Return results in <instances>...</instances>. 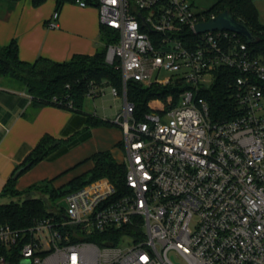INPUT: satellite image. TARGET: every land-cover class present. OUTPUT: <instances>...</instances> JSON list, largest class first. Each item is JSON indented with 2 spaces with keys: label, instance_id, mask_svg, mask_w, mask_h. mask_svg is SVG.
Instances as JSON below:
<instances>
[{
  "label": "built area",
  "instance_id": "obj_1",
  "mask_svg": "<svg viewBox=\"0 0 264 264\" xmlns=\"http://www.w3.org/2000/svg\"><path fill=\"white\" fill-rule=\"evenodd\" d=\"M97 9L118 38L106 62L122 74L123 93L109 88L124 99L114 124L124 133L125 189L98 179L30 227L0 225V264L13 252L31 264H264V57L236 32L199 33L219 14L191 0H99ZM225 70L236 75L235 111L214 120L202 94ZM131 81L175 86L178 99L137 120ZM104 94L94 87L88 97Z\"/></svg>",
  "mask_w": 264,
  "mask_h": 264
},
{
  "label": "trees",
  "instance_id": "obj_2",
  "mask_svg": "<svg viewBox=\"0 0 264 264\" xmlns=\"http://www.w3.org/2000/svg\"><path fill=\"white\" fill-rule=\"evenodd\" d=\"M19 1L21 0H0L9 5H15ZM46 1L32 0L34 7H39ZM55 1L59 10L66 4H76L80 0ZM82 1L96 7L99 2V0ZM256 1L258 0H219L210 12L220 14L226 10L230 11L235 19L244 23L253 35L260 39L259 43L248 44V46L259 56L264 57V25L259 23ZM101 38L103 47L94 56L76 55L72 60L63 63L43 57H39L34 63L24 62L19 57V47L14 40L8 46H0V77L25 85L38 109L54 105L82 112L84 101L94 87L99 88L107 84L117 88L120 94L123 93L121 71L106 62L107 47L117 42L118 38L112 31L105 28L101 29ZM223 73L214 86L202 94L210 106L214 120L231 118L235 111L229 82L235 79L236 75L230 70H225ZM178 91L175 86L144 87L140 83L131 81L127 84V100L134 105L135 118L141 120L149 111L147 105L150 100L157 98L166 101L170 96L177 100L176 92ZM69 103H72L73 108H69ZM88 122L93 126H112L110 122L95 120L91 117ZM72 142L73 139L62 140L50 135L44 136L17 169V171L23 169L18 179ZM89 160L93 167L62 187H55L52 180H46L41 185H33L20 191L16 188L18 179L15 180L13 177L9 179L0 192V197L11 199L9 203L0 204V225L8 224L14 229H24L33 225L36 220L50 216L52 207L45 200L35 197L34 193L47 195L51 203L60 206L69 194L102 178L112 182L119 192L124 191L127 169L124 163L116 161L111 151L98 152ZM61 210L63 211L64 208ZM129 231L130 229L123 228L117 232V235L119 237ZM7 262V264H21V258L17 252H13L7 256Z\"/></svg>",
  "mask_w": 264,
  "mask_h": 264
},
{
  "label": "crops",
  "instance_id": "obj_3",
  "mask_svg": "<svg viewBox=\"0 0 264 264\" xmlns=\"http://www.w3.org/2000/svg\"><path fill=\"white\" fill-rule=\"evenodd\" d=\"M55 11L60 14L59 27L50 29ZM101 29L96 6L66 4L57 10L55 0L39 7L32 0L15 5L0 2V46L15 40L20 59L27 63L39 57L63 63L76 55L94 56L103 47ZM89 98L82 112L54 105L38 109L25 85L0 77V192L46 135L73 142L24 173L17 180L18 190L41 180L62 187L88 172L93 167L89 158L98 152L111 151L117 162L124 163L126 147L122 161L116 152L117 147L124 149L121 126L113 125L111 116L84 112ZM90 117L112 126L90 125Z\"/></svg>",
  "mask_w": 264,
  "mask_h": 264
},
{
  "label": "rangeland",
  "instance_id": "obj_4",
  "mask_svg": "<svg viewBox=\"0 0 264 264\" xmlns=\"http://www.w3.org/2000/svg\"><path fill=\"white\" fill-rule=\"evenodd\" d=\"M191 1L193 2L195 9L202 12V11L211 10L219 0H191ZM255 6H256V9L258 12L259 23L264 25V0L256 1ZM105 86H110V85L106 84V85L102 86L101 88H105ZM144 87H146V86H144ZM160 102H162V103H160ZM165 102L166 101H163V100L160 101V99H157V98L150 100L148 102V105H147V108L149 110L147 113H150L151 111L153 112L152 108L158 109L160 107H163ZM123 110H124V99L123 98H115L112 95L109 87L105 88V94L103 96H100L97 98L87 99V101L85 103V108H84V112H88L91 114H97L98 116L103 117V118L105 115L111 116L112 118L110 119V121H115L117 118V114L123 113ZM122 146L124 149H121L119 147H117V149H116L117 157L120 161L123 160V153L125 151V139H124V137H123V145ZM44 181H46V180L38 181V182L32 184L31 186L41 185L44 183ZM29 187H26L25 189H28ZM25 189H22L20 191H23ZM34 196L37 198H41V199L45 200L47 202V204H49V206H51L53 209H59L61 211L58 204L51 203V201L49 200V197L47 195H41L39 193H34ZM10 201H11V199H9V198L0 197V204H6V203H9ZM119 246H124V244L122 242H120Z\"/></svg>",
  "mask_w": 264,
  "mask_h": 264
},
{
  "label": "water",
  "instance_id": "obj_5",
  "mask_svg": "<svg viewBox=\"0 0 264 264\" xmlns=\"http://www.w3.org/2000/svg\"><path fill=\"white\" fill-rule=\"evenodd\" d=\"M214 30H230L236 32L244 37V40L247 44H257L260 42V39L253 35V33L244 23L237 21L228 10L220 13L216 19L197 26V31L199 33ZM22 170L23 169L18 170L13 176V179H18ZM60 206L62 208H67L66 201L61 202ZM104 246L112 247L113 244L111 242H105ZM21 264H31V261L22 260Z\"/></svg>",
  "mask_w": 264,
  "mask_h": 264
}]
</instances>
